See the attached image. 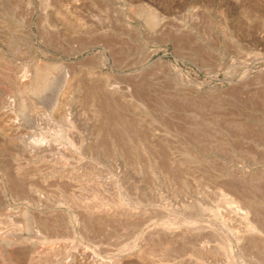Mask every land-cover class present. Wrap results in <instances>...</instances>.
Returning a JSON list of instances; mask_svg holds the SVG:
<instances>
[{"label": "rangeland", "instance_id": "obj_1", "mask_svg": "<svg viewBox=\"0 0 264 264\" xmlns=\"http://www.w3.org/2000/svg\"><path fill=\"white\" fill-rule=\"evenodd\" d=\"M0 264H264V0H0Z\"/></svg>", "mask_w": 264, "mask_h": 264}]
</instances>
